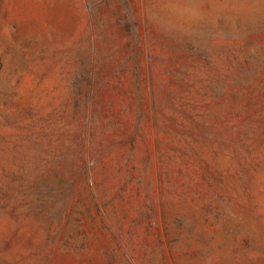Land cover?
<instances>
[{
  "label": "rangeland",
  "instance_id": "374dc122",
  "mask_svg": "<svg viewBox=\"0 0 264 264\" xmlns=\"http://www.w3.org/2000/svg\"><path fill=\"white\" fill-rule=\"evenodd\" d=\"M0 264H264V0H0Z\"/></svg>",
  "mask_w": 264,
  "mask_h": 264
}]
</instances>
